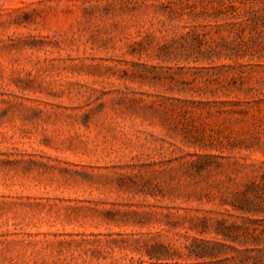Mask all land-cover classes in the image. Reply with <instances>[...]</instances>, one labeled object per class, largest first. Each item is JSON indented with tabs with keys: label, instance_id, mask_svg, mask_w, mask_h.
<instances>
[{
	"label": "rangeland",
	"instance_id": "rangeland-1",
	"mask_svg": "<svg viewBox=\"0 0 264 264\" xmlns=\"http://www.w3.org/2000/svg\"><path fill=\"white\" fill-rule=\"evenodd\" d=\"M231 1L0 0V264L264 262V0Z\"/></svg>",
	"mask_w": 264,
	"mask_h": 264
},
{
	"label": "trees",
	"instance_id": "trees-1",
	"mask_svg": "<svg viewBox=\"0 0 264 264\" xmlns=\"http://www.w3.org/2000/svg\"><path fill=\"white\" fill-rule=\"evenodd\" d=\"M218 4L216 11H230L232 1L228 0L225 4L223 0H215ZM230 7V8H229ZM194 41H199L195 35ZM224 238L228 235L223 234ZM235 242L233 238H230ZM235 249L226 243L208 241L205 239L194 238L192 243L183 246V251H168L167 247L157 245L152 251L147 253L148 262L146 264H264L263 261L246 256L240 250H236L237 254L228 256L225 249ZM251 260H254L251 262ZM139 264H145L142 261Z\"/></svg>",
	"mask_w": 264,
	"mask_h": 264
}]
</instances>
